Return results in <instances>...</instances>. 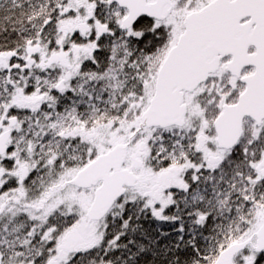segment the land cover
Listing matches in <instances>:
<instances>
[{
	"label": "snow or ice",
	"instance_id": "6c2138e0",
	"mask_svg": "<svg viewBox=\"0 0 264 264\" xmlns=\"http://www.w3.org/2000/svg\"><path fill=\"white\" fill-rule=\"evenodd\" d=\"M0 264H264V0H0Z\"/></svg>",
	"mask_w": 264,
	"mask_h": 264
}]
</instances>
